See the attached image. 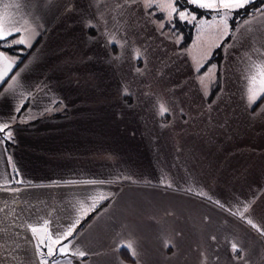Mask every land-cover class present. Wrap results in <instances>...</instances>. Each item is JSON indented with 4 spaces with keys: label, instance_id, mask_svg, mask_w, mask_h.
Segmentation results:
<instances>
[{
    "label": "crops",
    "instance_id": "crops-1",
    "mask_svg": "<svg viewBox=\"0 0 264 264\" xmlns=\"http://www.w3.org/2000/svg\"><path fill=\"white\" fill-rule=\"evenodd\" d=\"M0 12L30 45L0 62V264H264V96L245 95L264 13L235 28L211 96L141 3L0 0Z\"/></svg>",
    "mask_w": 264,
    "mask_h": 264
},
{
    "label": "snow or ice",
    "instance_id": "snow-or-ice-1",
    "mask_svg": "<svg viewBox=\"0 0 264 264\" xmlns=\"http://www.w3.org/2000/svg\"><path fill=\"white\" fill-rule=\"evenodd\" d=\"M131 2L132 0H125V4H130ZM188 2L201 9H208L215 11L217 15L221 17L223 33L226 35L229 31L228 14L234 9L238 10L245 8L250 3V0H188ZM5 7L7 8L8 6L6 5ZM172 11L176 12L175 7L172 8ZM178 15L181 19L185 18L184 12H179ZM193 19H195V17H193ZM16 23L17 21H15L11 16H9L7 12H0V41L7 42L9 44L13 42V41H9L8 37L14 35L16 32L21 31L19 27H16ZM86 27H92V25L88 24L86 25ZM14 42L26 44L27 46H30L28 42L24 39H18ZM113 42L114 41L112 39L108 40L109 44ZM140 56L141 53L139 52V50H136V58L139 59ZM0 62H7V69H10L12 66V62L8 61V57L5 56L3 53H0ZM3 78H4V73L0 72V80H3ZM246 80H247V85H246L245 95H246L247 104L253 105L257 102V100L260 99L261 96H264V62L250 64V70H248L246 73ZM200 83L203 88L205 89L207 88V84H205L203 80H201ZM125 91L127 90L125 89ZM159 109L161 114L168 111V109L163 104L159 105ZM6 129H8V124L0 123V133L5 132ZM11 137H12V132L9 130L6 132V138H11ZM249 210H250L249 206L245 205L242 211L238 210V213L241 216V218H244L243 213L249 212ZM247 222L249 224H252L251 219H248ZM253 226L255 227V225ZM31 230L34 233L40 231L47 232V221H45L41 227H32ZM71 235H72V228H69L62 235H57L55 237H53L52 235H48V239L51 240L52 244H59L61 243L62 240L67 239ZM212 239L214 240L215 237H213ZM43 242L44 241H42V243ZM126 246L132 249L131 242H129ZM232 250L233 252L238 251L235 243L232 244ZM53 251H54L53 248L48 246L47 255H52ZM57 251L61 254L70 253L71 255H75L78 257L86 256V253L84 251H80L79 249H77L74 252H70L69 245L62 244ZM133 254H135L134 250H133ZM44 264H47V261H45Z\"/></svg>",
    "mask_w": 264,
    "mask_h": 264
},
{
    "label": "trees",
    "instance_id": "trees-1",
    "mask_svg": "<svg viewBox=\"0 0 264 264\" xmlns=\"http://www.w3.org/2000/svg\"><path fill=\"white\" fill-rule=\"evenodd\" d=\"M135 0H132V2ZM174 1V6L176 8V14L172 20V23H164L163 29L160 31V34H162L164 37H168L170 40H172L178 50L180 51H187L192 42L194 41V38L196 37L198 31L196 27L194 26L195 23L189 24L187 22L181 21L179 19V12H183L184 10H189V14H198V17L201 16L203 13H207L208 10L201 9L191 3L188 2V0H173ZM263 0H250V3L242 9L239 10H233L231 18L229 21L231 22L229 26V36L222 42V44L217 47L213 54L211 55L210 59L196 72V76H201L202 74L206 73L209 68L214 67L217 70V75L219 74V69H220V64L222 61V56H223V49L227 42L229 41L232 33L234 32L235 28L245 19L252 17L256 14L264 13L263 10H259L258 7H261V3ZM261 4V5H260ZM151 11L146 10V14L150 16ZM209 12V11H208ZM151 20H158V21H163V16L161 14H157L155 16H150ZM166 31L171 33L172 35L166 36ZM9 41H13L11 44L0 41V52L3 53L4 55L8 57L15 58L19 64L22 62L27 55L29 54V51L24 48L22 45L19 43H15L16 37L11 36L8 37ZM218 88V82H216V85L214 89L211 92V96H214ZM94 216V213L90 214L80 225L77 227L80 229L81 227L85 226L92 217ZM76 228V229H77Z\"/></svg>",
    "mask_w": 264,
    "mask_h": 264
},
{
    "label": "rangeland",
    "instance_id": "rangeland-1",
    "mask_svg": "<svg viewBox=\"0 0 264 264\" xmlns=\"http://www.w3.org/2000/svg\"><path fill=\"white\" fill-rule=\"evenodd\" d=\"M133 2H136L137 4L141 3L143 8L145 9V12L146 10L151 11L150 16H155L157 14H161L163 16V21H158V20L153 21L155 28L159 31L163 29L164 23L166 22L172 23V20L177 12V11L176 12L172 11V8L175 7L173 0H150V2L149 0H135ZM261 4H260L261 7L260 8L258 7L259 10L264 9V0ZM208 11L207 13H203L201 14V16L198 17V14H189L188 13L189 10H184L183 12L185 13V18L181 19L179 17L181 21L187 22L189 24L195 23L194 26L198 31L196 37L194 38V41L188 48V54H189L188 56L194 74H196V72H198V70L210 59L214 50L222 44V42L227 38V36H229V31L226 35L223 33L221 17L217 15V13L213 10H208ZM232 11L228 14L229 26L231 24L229 19L231 18V16H233ZM193 17H195V19H193ZM169 35L172 34L166 31V36ZM166 39L170 40L168 37ZM214 74H215L214 68H209V70L205 74L197 77L198 83L205 94L209 93L215 87ZM201 80H203L204 83L207 84L206 89L201 86L200 83Z\"/></svg>",
    "mask_w": 264,
    "mask_h": 264
}]
</instances>
